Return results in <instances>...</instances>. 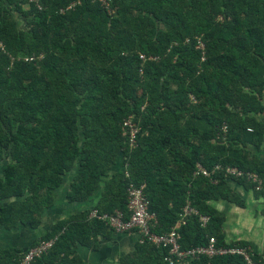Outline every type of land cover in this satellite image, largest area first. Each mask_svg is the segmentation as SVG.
I'll return each instance as SVG.
<instances>
[{
    "label": "trees",
    "instance_id": "obj_1",
    "mask_svg": "<svg viewBox=\"0 0 264 264\" xmlns=\"http://www.w3.org/2000/svg\"><path fill=\"white\" fill-rule=\"evenodd\" d=\"M39 5L0 0V201L10 200L0 208V226L37 228L67 173L77 168L67 201L83 202L121 162L92 210L57 222L39 240L54 244L32 264H85L76 246L97 250L99 237L114 233L91 212L120 211L127 220L130 184L143 186L157 235L175 227L187 204L209 218L205 226L199 216L186 218L178 228L182 251L206 247L210 238L216 248L248 249L226 242L225 216L212 203L245 208L229 181L264 198V0ZM127 120L138 128L133 147ZM226 168L261 184L230 177ZM248 252L264 264L262 254ZM167 256L166 248L137 242L118 262L166 264ZM20 257L0 250V264ZM189 264L247 263L221 255Z\"/></svg>",
    "mask_w": 264,
    "mask_h": 264
},
{
    "label": "crops",
    "instance_id": "obj_2",
    "mask_svg": "<svg viewBox=\"0 0 264 264\" xmlns=\"http://www.w3.org/2000/svg\"><path fill=\"white\" fill-rule=\"evenodd\" d=\"M120 162L121 159L118 160L115 166L116 169H118ZM3 166H0V177ZM115 168L108 172V176L103 178L96 191L86 201L69 203L66 195L72 179L77 172V168H74L64 176L62 184L56 189L53 204L42 211L41 224L37 228H31L30 226H23L21 224L11 228L0 226V250L21 255L41 240L57 222L66 220L84 211L92 210L101 197L105 182L115 173ZM231 186L239 195L241 194L237 189V185V187L232 184ZM9 202V199L0 201V208L6 206ZM212 204L225 216L223 231L227 243L244 241L250 245L255 253L264 254V246L255 244L252 242V238L249 237V235L254 234H259L264 237V221L261 214L256 219L252 216L253 219L257 220L254 222L258 223L259 231L252 229L249 232L250 229L241 221V215L246 213H237L238 210H242L243 208H239L224 200H217ZM137 242V234L135 233H113L109 239L99 237L97 250H91L81 245H77L75 250L85 264H119V258L132 252Z\"/></svg>",
    "mask_w": 264,
    "mask_h": 264
},
{
    "label": "built area",
    "instance_id": "obj_3",
    "mask_svg": "<svg viewBox=\"0 0 264 264\" xmlns=\"http://www.w3.org/2000/svg\"><path fill=\"white\" fill-rule=\"evenodd\" d=\"M27 4H33L38 9H40V0H19ZM198 49H203V44L198 43ZM144 59L143 56L140 57ZM124 127L128 130V138L130 146L135 144V136L138 132V128L130 121L124 122ZM198 167V172L204 177H210L211 173L203 169L201 166ZM220 169L219 166L215 167V170ZM226 175L234 178L247 177L253 180L260 186L261 182L258 178L250 173H243L236 168H226ZM143 186L136 187L130 184L127 187V211L129 213V218L124 219V214L120 211H115L111 215L102 214L99 215L97 211L91 212V217L99 218L105 221L110 227L114 229V233H135L137 234L138 243H149L157 247H163L168 249V256L165 259L166 264H189L192 260L197 259L200 256H221V255H236L241 256L247 264L252 263L250 259L249 248H242L237 246H232L230 248H216L214 238H210L208 245L206 247H197L187 251H182L180 249V235L178 233V228L185 224L186 218L189 216H199V221L202 226H205L209 221L206 216H201L198 214L197 210L187 204L180 215V218L171 229L170 232L166 234L157 235L152 229L157 223L156 216L149 212V201L144 194ZM54 244V239L49 241H39L35 246L30 247L26 252L21 254L19 264H32L34 259L40 257L43 253H46L51 249Z\"/></svg>",
    "mask_w": 264,
    "mask_h": 264
},
{
    "label": "rangeland",
    "instance_id": "obj_4",
    "mask_svg": "<svg viewBox=\"0 0 264 264\" xmlns=\"http://www.w3.org/2000/svg\"><path fill=\"white\" fill-rule=\"evenodd\" d=\"M6 7H8V9H10V13L13 16V18L15 19L18 27L21 28V29H26L25 19H23L20 15H18V13L14 12L13 9L10 8L8 5H6ZM259 156H260L261 159L264 160V144L262 146V150H261ZM5 163H6V161H2L0 163V166L4 165ZM229 183H231L232 185L236 186L234 181H229ZM240 188L241 187H239V186L237 187V189L241 193L240 194L241 197L245 201L246 206L242 210H238L237 213H246V214L241 215V221H242L243 224L247 225L248 229H250L249 232H251L252 229L259 231L258 223L254 222V221H257L255 219H256V217L259 216V214H261V217H262V219L264 221V214H263L264 198L255 200L251 191H244L242 188L241 189ZM252 216L255 219H253ZM251 221H253V222H251ZM249 237L252 238V242H254L255 244L261 245L262 247L264 246V237L260 236L259 234L249 235ZM248 248H249V250L251 252H254V250L250 247V245L248 246ZM262 255L264 256V254H262ZM182 264H186V263H182Z\"/></svg>",
    "mask_w": 264,
    "mask_h": 264
}]
</instances>
